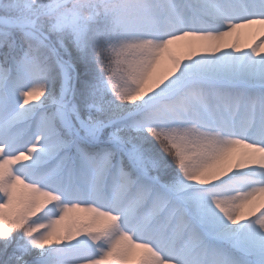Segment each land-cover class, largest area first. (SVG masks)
<instances>
[{"label": "snow or ice", "instance_id": "obj_1", "mask_svg": "<svg viewBox=\"0 0 264 264\" xmlns=\"http://www.w3.org/2000/svg\"><path fill=\"white\" fill-rule=\"evenodd\" d=\"M0 264H264V0H0Z\"/></svg>", "mask_w": 264, "mask_h": 264}, {"label": "rangeland", "instance_id": "obj_2", "mask_svg": "<svg viewBox=\"0 0 264 264\" xmlns=\"http://www.w3.org/2000/svg\"><path fill=\"white\" fill-rule=\"evenodd\" d=\"M240 36H241V40H240V46L241 47H245V44H247V42L249 41V39H250V37H251V35H249V32H244V31H242V33L241 34H239ZM234 37H235V35H234Z\"/></svg>", "mask_w": 264, "mask_h": 264}, {"label": "bare ground", "instance_id": "obj_3", "mask_svg": "<svg viewBox=\"0 0 264 264\" xmlns=\"http://www.w3.org/2000/svg\"><path fill=\"white\" fill-rule=\"evenodd\" d=\"M244 32L246 31V32H249L250 30H243ZM229 39V41L230 42H233V43H239L240 42V40H241V36L238 34V35H235V37L233 36V37H230V38H228ZM252 42V37H250V39H249V41L247 42V44H249V43H251ZM240 44V43H239ZM247 44H245V46L247 45ZM245 50H246V48H245Z\"/></svg>", "mask_w": 264, "mask_h": 264}]
</instances>
